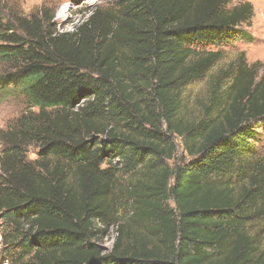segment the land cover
<instances>
[{"label":"trees","instance_id":"obj_1","mask_svg":"<svg viewBox=\"0 0 264 264\" xmlns=\"http://www.w3.org/2000/svg\"><path fill=\"white\" fill-rule=\"evenodd\" d=\"M109 1L73 32L47 7L0 10V88L27 104L0 131L7 264H264V64L242 54L212 76L198 120L181 116L184 88L249 38L254 6ZM166 133L189 157L174 167ZM120 176L132 222L119 218Z\"/></svg>","mask_w":264,"mask_h":264},{"label":"rangeland","instance_id":"obj_2","mask_svg":"<svg viewBox=\"0 0 264 264\" xmlns=\"http://www.w3.org/2000/svg\"><path fill=\"white\" fill-rule=\"evenodd\" d=\"M242 0H235L240 2ZM252 3L255 9V17L252 20L251 27L248 28L249 38L240 39L233 44L221 49L223 56L210 72L200 81L194 82L184 88L183 92V110L181 116L185 122H195L201 115L202 104L206 103L209 98L210 80L213 75L223 68H227L230 64L238 62L241 55L245 54L247 64L262 63L264 64V0H248ZM42 7H47L55 14V25L58 31L73 32L77 26L82 24L98 7L110 8L113 7V1L109 0H0V10L4 16H9L10 13H20L28 15L36 12ZM217 48L212 47L211 50ZM7 69V66L0 63V75ZM27 109V104L24 96L17 91L16 88L4 90L0 88V131L6 130L8 126L16 120ZM36 109V108H34ZM37 110V109H36ZM255 143V156L258 157L264 154V126L257 130ZM167 134V133H166ZM170 137V141L175 146L173 159H167L166 163L170 167H174L177 162H182L189 158L184 148L182 138L174 135ZM3 149L0 146V151ZM28 157L35 159L38 156V149L35 146L27 150ZM184 159V160H183ZM117 161V160H116ZM105 167V166H104ZM120 184L116 191L120 202L119 218L125 222H132V212H127L129 203L126 202L127 194L125 188L130 182V178L120 176ZM172 206L175 207L173 201ZM261 224V222H260ZM7 228L6 220L0 213V264H7V255H10L9 246L5 244L2 237L3 231ZM116 227L111 228L109 234L99 244L104 253H107L113 248L116 238Z\"/></svg>","mask_w":264,"mask_h":264}]
</instances>
